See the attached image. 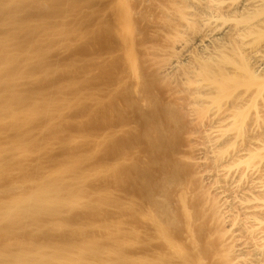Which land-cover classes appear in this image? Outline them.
Returning <instances> with one entry per match:
<instances>
[{"label": "bare ground", "instance_id": "1", "mask_svg": "<svg viewBox=\"0 0 264 264\" xmlns=\"http://www.w3.org/2000/svg\"><path fill=\"white\" fill-rule=\"evenodd\" d=\"M57 1L0 0V264H207L199 254V244L192 228L194 218L186 203V191L182 192L179 185V192L176 194L178 197L175 195L177 202H174L179 209L173 205V201L170 204L168 198L165 199L180 211V219H184V222L181 220L178 223L184 229L183 243L194 252H191L193 256H189L191 254L181 244L182 241L169 235L175 220L173 222L174 218L171 219L166 214L168 210L163 211L164 208L168 209L166 200L162 197L164 193L162 196L156 195V198L152 196L153 200L151 198V202H159L158 208L155 207L156 204L154 207L149 205L148 208H140L139 201L137 198L132 199L133 196L117 204L119 195L113 193L114 189L97 188L92 192L87 188L90 181L95 182V179L111 175V167H106L107 163L106 166L95 164L84 171L81 167L79 169L81 156L76 154L74 157L62 158L61 162L50 163L47 169L44 167V171H39L46 154H49L47 152L61 146V143L50 136L52 123L59 122L61 125L65 121L64 112L75 107L73 100L76 98L73 95L69 99L59 98L64 96L62 90L54 98L31 94L27 96L26 103H22L20 98L23 89L30 87L39 78L46 80L49 76V70L39 72L29 71V68L47 61L46 56L56 46L65 48L71 44L66 38L52 40L49 37L64 33L69 19H73L71 22L74 29L80 25L72 10L71 14L68 12L59 16L56 18L59 20L53 22L55 18L51 12ZM65 1L76 12L89 0ZM93 1L104 12L111 9V16L116 22L115 38L121 44L123 62L130 78L138 85L139 75L134 55V13L130 6L132 0H113L110 5L104 4L103 0ZM48 3L50 4L46 7ZM160 16L162 27L167 28L166 38L170 43L165 48L167 54L156 61L163 65L159 73L162 83L172 75L170 72L173 67H179L182 75V89L180 88L179 93L188 95L185 96L188 98V109L195 120L203 121L210 112H214L213 118L225 116L216 118L213 122L222 123L213 126L214 133H219L220 138L230 134L233 140L215 146L212 153L217 162L225 157L238 140H242L249 126L264 128V0H169V5L161 8ZM31 29L41 32V35L27 40L23 35ZM187 30L196 35L189 37ZM39 49L43 56L39 57ZM170 56L174 60L166 62ZM55 64L52 67L54 73L63 66L62 62V66L60 63L57 66ZM62 87L66 91L70 89L68 83H64ZM82 93L77 94L78 97L83 96ZM185 97L182 95L179 99L186 100ZM39 119L43 121L42 127L41 124L38 125L41 127L40 133H45L42 138L39 127L36 128L33 124ZM7 134H10L8 137L11 139L4 142L3 138L2 141V137ZM102 136L91 139L95 147L86 156L91 162L99 152V146L103 145L102 139L106 136ZM82 143L80 136L68 140V145L75 149ZM263 149L264 143L258 149L244 153L233 166L249 167L251 163L260 160ZM189 158L185 157L186 160ZM120 163L108 164L115 172L119 170L115 168ZM34 167L38 169L36 174L32 173ZM3 177L10 178L5 185L1 184ZM167 182L172 184L174 181L169 179ZM167 182L159 183L163 188V183ZM167 185L170 188L169 183ZM165 188L163 192L166 191ZM258 188H263L261 182L258 183ZM251 200L257 201L254 209L264 207V199ZM211 201L208 200L209 204L207 203L211 204L207 208L208 210L210 207L207 218L217 224L220 221L221 224L222 221L225 223L223 207L219 206L216 199ZM116 206L119 211H123L126 220L128 218L125 223L118 219L120 216L122 218V212L120 216L119 212L116 214ZM95 208L105 210L101 212L108 211L107 213L114 210L113 214L116 215L113 216L119 217L100 219L95 210L99 219L85 222V218L81 216L84 217ZM169 210L171 215L172 208ZM131 212L136 213L135 217L140 216L141 223L144 221L147 225L150 224L152 236V232L148 234L147 230L144 232V227L140 228L142 224L136 227L137 225L129 223L134 215ZM178 223L175 226H180ZM237 223L233 220L231 224L227 223L229 225L222 224V228L208 234L209 240L205 241L216 242L218 247L211 254L212 263H246L247 259L235 254L232 241L235 232L231 230ZM254 223L258 227L263 225L261 220L254 219ZM205 224L208 223L204 222ZM243 233L259 254V247L264 248V235L259 236L261 233L258 235L253 229H243ZM153 240L160 242L163 251L160 249L161 252L157 250L156 253L153 250L150 245ZM208 245L206 244L207 247ZM135 247L151 248L144 250L146 254L140 248V254L138 251V255H133L134 252L130 254L129 251ZM129 248L130 250H126ZM151 249L155 252L153 255L149 254Z\"/></svg>", "mask_w": 264, "mask_h": 264}, {"label": "rangeland", "instance_id": "2", "mask_svg": "<svg viewBox=\"0 0 264 264\" xmlns=\"http://www.w3.org/2000/svg\"><path fill=\"white\" fill-rule=\"evenodd\" d=\"M112 1L103 0V3L110 5ZM95 2L93 0L86 1L83 4L85 9L82 8L80 9L81 11L76 10L75 12L65 0H58L55 9L51 12L55 18L53 22H57L59 19L56 18H59V16L73 11L75 14H72L80 25L77 26V29H74V24L71 22L73 19H69L66 22L64 33H57L56 36L49 37L52 40L57 38L59 40L69 39L71 43L69 47L56 46L59 51L56 48L55 52L52 51L48 54L46 56L47 61L39 62L29 68V71L39 70V72L44 69L49 70V76L46 80L39 78L30 87L23 89V93L20 96L22 103H26L27 96L31 94L54 98L60 95L59 90H62L61 92L64 95L59 97L61 99H69L72 95L76 97L73 100L75 107L64 112L65 121L61 125L58 124L59 122L52 123L50 136L61 143V148L58 147L60 149L57 150L58 148L56 147L53 151L47 152L49 154H46L42 166H39V171L41 172L44 167L47 169L50 163L61 162L62 158L74 157V154L81 156L79 169L82 168L84 171L91 169V166L93 167L95 164L107 165L106 167H111V175H106L103 177L104 179H95V182L93 180L90 181L87 185L88 190L93 192L97 188H99L98 190L114 189L113 193L119 195L117 196V198L119 197L117 204L122 203L123 199L133 196L132 199L137 198L139 201L138 203L135 200L140 208H145L146 206L148 208L149 205L154 207L153 205L156 203L154 201L151 202V198L153 200L156 195L162 196V193H164L162 197L164 199L168 198L170 204L172 201L173 203L177 202L178 196L176 194L179 189L182 192L186 191L184 192L187 194H185L186 203L194 218L192 228L199 244V254L206 260L207 264H215L214 262L212 263L210 258L213 250L218 248L216 242L212 243L209 241L207 243L209 240L208 234H212L217 228H222L223 225H229L227 223L231 224L233 220L239 223L231 230L235 232L232 240L235 254L247 259L245 264H264V248L259 247L261 254H257V251L243 233V229H253L258 235L261 233L259 236L264 235V207L254 209L253 206L257 204V201L251 200L253 198H257V200L264 199V153L260 160L251 163L249 167L233 166L245 155L244 153L254 151L258 149L260 144L264 143V128L255 129L249 126L245 130L242 140H238L223 159L215 162V156L212 153L215 146L233 140L230 134L227 137L220 138L219 133H214L215 127L213 128V126L222 125V123L213 124V122H215L216 118L225 116L221 115L213 118L214 112H210L203 121H196L188 109V98L185 97L188 95L179 93L180 88L182 89V75L179 67L171 69L170 73L172 75L167 78L165 83H162L159 77L160 67L163 65L157 64L156 61L167 54L165 48L170 44L166 38L167 28L164 29L162 27L159 19L161 17L160 10L162 7L169 5V0L131 1L130 6L134 13V55L137 60L138 85L130 78L123 62L122 47L115 38L114 29L116 22L111 16V9L108 8L104 12L97 7ZM41 9L44 8L41 7ZM188 34L189 37L196 35L190 32ZM36 35H41V32L31 29L23 36L28 40ZM159 54L163 55L160 56ZM40 56H43L41 49H39ZM173 58L171 56L168 57L166 62L174 60ZM67 61L69 63H64ZM71 62L73 66H71ZM55 63L61 65L62 68L58 65L61 70L54 73L52 67ZM64 83L69 84L70 91L67 89V92L62 87ZM73 93H76V96ZM79 93H82L83 96L78 97L77 94ZM182 95L186 100L179 99ZM61 99L59 100L61 101ZM57 106L59 107L60 105ZM39 120L33 123L34 127L37 128L40 124L42 127L43 121L42 119ZM41 127H39V133ZM107 132L111 133V136ZM77 133L80 134L77 135ZM40 134H43L41 138L45 137V133ZM8 136L10 134L2 137V141L3 138L4 142L9 141L11 138ZM77 136H80L81 143H83L77 145L78 148L76 149L71 148L68 145V140ZM101 136H106L103 138L105 142L102 139L103 143L101 144L103 145L99 146V150H97L99 152L96 153L97 156L95 155L91 162V159L86 157L92 150L91 148L95 147H93L95 144L92 143L91 139ZM185 157L186 159L191 157V159L186 160ZM126 160L127 163H125ZM45 161H48V163ZM113 161L117 163L122 161L121 165L119 164L120 166L115 168L119 170L114 169L115 172L110 166V164L114 163ZM37 171L36 167L32 169L33 174H36ZM169 179L175 182H173L175 187L173 183L167 182ZM9 181L10 178L3 177L1 184L4 183L5 185ZM160 181L161 184L162 182L169 183L170 188L165 183H163L164 186L162 188ZM259 182L263 184V188H258ZM178 185L179 189H177ZM164 188L166 189L165 192H163ZM215 199L219 206L223 207L222 210L224 209L223 211H225L223 214L226 217H224L225 223L222 221L223 225L221 221L217 224L207 218L209 217L207 211L210 207L208 210L207 208L211 205H207L208 200ZM150 202L151 204H149ZM158 204L159 202L156 204L157 206L155 205L156 208H158ZM170 204L169 202L167 203L168 209L163 207V210L162 206H159V208L169 212V209L172 208L171 215L169 212L165 213L169 214L171 219L174 218L173 222L175 220V223H178L182 220V218L180 219V211L177 210L179 207L175 203L173 205L177 208ZM138 207H136L137 210ZM140 208L139 210H142ZM116 209V214L119 212L118 215L120 216L122 212L123 218L125 216L123 211H119L117 206L114 210ZM95 210L99 213L100 219H110L111 217V219H117L119 217L118 215L117 217L113 216L116 215L113 214L115 213L114 210L107 213L108 211L101 212L105 210L97 208L86 213L84 217L82 214L80 216L83 219L85 218V222H91L94 219L98 220L99 216ZM131 215H133L131 218L132 222L129 219L131 225L135 224L137 225L136 227H140L142 224L140 228L143 229L144 227V232L147 230L148 234L153 231L150 224L147 225L144 221L141 223L142 219L140 216L137 215L135 217V212H131ZM122 218L120 216L118 219H121L120 221L124 223L128 220V218L127 220L125 217V220ZM90 219L92 220L90 221ZM254 219L263 221V225L258 227L254 223ZM182 221L184 222V219ZM203 221L208 224L204 225ZM143 222L147 225V229L145 225L143 226ZM200 222H203V224ZM175 223H173L174 225L172 224V228L170 225L169 235L176 240L182 241V244L185 241L184 229H182L180 223H178L180 226H175ZM257 234L256 236L259 237ZM206 239L207 241H205ZM152 242L150 245L154 251L156 250V253L160 249L163 251L160 242ZM183 244L184 247H187L185 242ZM206 244H209L208 247ZM139 248L144 251L151 247ZM139 248L135 247L132 251L130 248L126 250H130V254L134 252L133 255H138ZM137 251L138 253H136ZM126 252L129 254L128 251ZM153 252L151 249L149 254ZM187 252L191 254L192 251L188 249ZM189 256H193V254Z\"/></svg>", "mask_w": 264, "mask_h": 264}]
</instances>
